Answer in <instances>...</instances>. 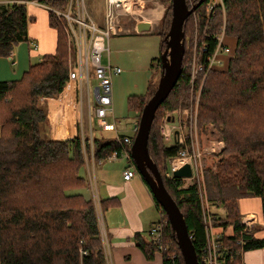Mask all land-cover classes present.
Returning <instances> with one entry per match:
<instances>
[{"label":"trees","instance_id":"16d2710c","mask_svg":"<svg viewBox=\"0 0 264 264\" xmlns=\"http://www.w3.org/2000/svg\"><path fill=\"white\" fill-rule=\"evenodd\" d=\"M197 1L186 0L187 4ZM42 2L64 9L68 0ZM159 2L164 6L158 23L161 53L171 0ZM206 2L195 9L196 24L192 14L183 24L181 74L158 106L148 137L149 155L184 216L199 264L204 229L197 188L194 184L184 185L183 178L165 176L169 158L178 155L183 146L165 144L160 133L168 112L188 106V37L192 38L195 30L200 37L205 31L210 33L212 50L214 36L223 25V44L230 49L222 64L211 67L206 74L195 113L199 130L210 124L223 142L214 168H204L207 197L224 211L217 215L215 225L222 230L230 228V234L224 232L223 241L235 252L264 247V237H256L253 230L246 228L238 206L239 199L257 196L264 215V0H222V6L214 7L209 15ZM28 18L24 3L0 4V56L11 58L13 46L27 40ZM48 24L56 31L54 51L31 63L18 80L0 81V264H106L93 200L81 192L89 186L85 175L89 137L82 138L79 128L76 135L66 139L45 138L41 132V127L48 126V117L40 99L59 95L68 79L70 56L74 61L64 25L51 10ZM152 62L156 63L152 65L155 73L160 75V56ZM158 75L147 82L144 94L127 97L136 123L144 102L156 87ZM201 81L200 77L198 86ZM92 149L94 159H102L119 150L120 144L114 137L94 135ZM147 189L159 218L167 219L148 186ZM114 201L115 197L100 200L101 210ZM146 236L148 232H138L132 238L146 260L153 259L157 245ZM163 237L162 264L168 263L167 256L173 252L179 264H184L169 222ZM240 261L237 254L229 264Z\"/></svg>","mask_w":264,"mask_h":264},{"label":"built area","instance_id":"2783aa9c","mask_svg":"<svg viewBox=\"0 0 264 264\" xmlns=\"http://www.w3.org/2000/svg\"><path fill=\"white\" fill-rule=\"evenodd\" d=\"M148 0H102V18L98 22L92 17L90 11H88L86 0H68V3L64 9H55L44 2L36 1L37 4H44L48 10H51L57 18H59L66 33V37L70 47L74 52V61L70 56V68L67 82L59 95V98L66 88H70L72 91V97L69 107H74L77 103L80 106L79 114L77 113V121L79 125V132L83 138L86 133L82 130L83 121L88 123L87 135L89 137V149L85 154L86 161H90L93 165L96 161L101 163L104 160H117L123 158L126 161V167L122 171V177L124 180L131 179L137 173L135 164L131 158V143L133 142L134 135L138 128V123H135L131 129L130 134L119 133L118 124L120 121L116 120L113 116L112 107V84L113 76L121 73V68L114 66L110 63L109 55L107 54V63H102V52L107 49L106 44L110 36L120 34L124 31H128L124 28L123 20L126 18H132L134 20V26L137 28V24L143 21L145 15V5ZM192 5V3H191ZM217 5L222 6V0H207L206 7L208 9L207 14L212 13V9ZM195 15V11L192 12ZM128 19V20H130ZM195 22V16L193 19ZM210 33H203L198 44L193 47L192 58L188 62V83L190 95L193 92L200 94V89L204 78L211 67L219 66L223 62V56L230 53V49L227 45L223 44L224 26L220 27V32L214 36V47L209 50ZM196 39V38H195ZM93 78L96 83L90 86V78ZM202 78L200 85L196 89L197 80ZM196 89V91H195ZM198 97L196 98V109L193 111L195 101L192 102V107L188 109L184 107L182 110H174L167 115L170 119L164 120L160 126V133L164 141L170 139L174 140V143L182 144L183 148L179 151L178 155L169 158V169L166 171L165 176L168 178L173 177V171L182 167L188 163L191 169V176L187 179L190 184H194L197 188L198 199L200 203L201 222L204 229V242L200 255L202 264H229L234 261L235 255L239 254L241 258L242 251L237 252L228 248L223 241L224 231L220 227L215 225V219L217 214L214 212L212 202L208 199L205 190L204 183V166L202 163V156L204 152L211 148L200 147L198 143L190 139L187 142V138L183 135V130L187 129V123L189 124L190 136L195 135L196 115ZM191 104V100H190ZM85 105L86 111L82 109ZM175 114L179 118L183 115V121L175 122ZM107 115H111V119L107 118ZM61 116V115H60ZM60 118V117H58ZM92 121L100 131H110L115 133L114 139L120 144L119 150H114L112 153L102 159H94L92 149ZM134 133V134H133ZM221 146V142H216ZM183 179V180H184ZM91 198L96 209L97 218L100 225V238L102 241L103 252L105 256L106 264L109 262V247L105 230L102 226V213L100 203L96 195L94 186V175L91 171L88 176ZM193 182V183H192ZM245 225L252 224V219H243ZM167 219L159 218L154 222L148 234L157 245V252L161 254L164 248V234L167 226ZM83 254L85 251H81ZM168 263L166 264H179L177 258L173 254L167 256ZM163 263V262H162ZM161 263V264H162ZM240 264H243L240 261Z\"/></svg>","mask_w":264,"mask_h":264},{"label":"crops","instance_id":"0c3cea01","mask_svg":"<svg viewBox=\"0 0 264 264\" xmlns=\"http://www.w3.org/2000/svg\"><path fill=\"white\" fill-rule=\"evenodd\" d=\"M24 3L28 18L27 40L15 44L10 51V57L0 56V81L18 80L28 69L31 63L41 59L46 53H52L55 49L56 31L48 24V9L44 4H37L42 0H0L1 3ZM144 10V19L141 22L158 24L164 7L159 0H148ZM72 91L64 92L59 98L45 97L40 103L47 107L49 137L51 139H66L77 133L76 106L69 107ZM70 110H68L67 108ZM68 111V112H67ZM61 115V116H60ZM60 117V118H58ZM136 120L130 125L132 129ZM66 132L65 136L58 134ZM221 146L223 142L219 139ZM85 175L92 171L94 186L99 200L115 197L116 202L108 208L101 210L102 226L105 230L108 243L114 247L109 254L110 264H152L145 259L141 249L133 241L135 233H147L151 225L159 219L154 215L155 204L147 186L142 178L135 174L131 179L124 180L122 171L126 167L123 158L115 160L97 161L92 165L90 161L85 163ZM89 182V181H88ZM81 192L91 196L88 188ZM89 197V196H87ZM250 197V196H249ZM248 197L239 199L238 206L243 219H252V224L245 225L251 229L256 237H264V215L261 212L260 202H252ZM154 207V210H153ZM158 213V211L156 210ZM159 215V213H158ZM110 249V247H109ZM113 258L111 261V257ZM154 264L163 262L159 252L154 253ZM241 262L243 264H264V247L242 251Z\"/></svg>","mask_w":264,"mask_h":264},{"label":"rangeland","instance_id":"374dc122","mask_svg":"<svg viewBox=\"0 0 264 264\" xmlns=\"http://www.w3.org/2000/svg\"><path fill=\"white\" fill-rule=\"evenodd\" d=\"M101 2L102 0H86L88 11H90V13L92 14V17L95 18V20L98 22L102 18ZM190 5H191V2H189V6ZM206 12H208L207 7H206ZM194 16L196 20L197 15L192 14L193 19H194ZM128 19L130 18H126L125 20H123L124 28L127 29L128 31H124L120 34L110 36L108 43L106 44L107 49H105L102 52V63L103 64L107 63V54H108L110 63L114 66H118L121 68V73L113 76L112 107H113V116L115 117L116 120L120 121V123L118 124L117 131H119V133H122V134L131 133V130H129V127L135 120V117H134L135 112L128 108L127 97L133 94L135 95L144 94L146 86H147V82L152 77L156 78L158 75L157 72L155 73V66L152 67V65H156L155 62H152V59L156 56H159L160 54L159 48H158L159 42H160V34L158 32L159 25L155 23L154 25L152 24L149 30L138 32L137 28H135L134 26V20L132 18L130 20ZM200 39L201 37L196 30L193 32L192 38L188 37V44H189V48L191 49L189 58H192V55H193L192 46H194L195 44H198V41ZM158 78H159V75H158ZM158 78L156 81V85L158 82ZM95 83L96 81L91 77L90 86H92ZM197 87L198 85H196V89ZM70 90H71L70 88H66L64 92H67V91L69 92ZM197 97H198L197 91L191 93L190 95V90H189L188 109H190L193 106L192 102L195 101ZM190 100H191V104H190ZM75 106H76L77 113L79 114L80 106L78 103ZM197 106H198V103H197ZM67 109L70 110L69 108ZM82 109L86 111L85 105L82 107ZM182 109L184 108L179 107L174 110H182ZM195 109H196V101H195V106H193V111H195ZM176 115L177 114H175V116ZM107 118L111 119V115H107ZM183 119H184L183 115H181L180 118L176 116L175 122L178 123L180 122V120L183 121ZM83 122L84 123L82 124L83 125L82 130L87 135L88 123L86 122V120H84ZM76 125H77L76 127L78 128L79 127L78 121L76 122ZM91 125H92L91 132L93 133V136L103 134L105 136L113 138L115 135V133L110 132V131H100V129H98L95 126L94 121H92ZM187 127H188L187 129L183 130V135L187 138V142H189L191 139L195 143L197 142L200 147H203V146L208 147L210 145L213 146L214 148L213 151L211 150V148H208V151L204 152L202 156L203 157L202 163H203L204 168L207 166L213 167L214 162L218 158L217 154L223 147V146H219V143L218 144L216 143L221 138L219 132L214 127H212V125L210 124L206 125L204 129L199 130V128L197 127V123H196L195 130L193 129V132L194 134L196 133V136L195 135L190 136V132H189L190 129H189L188 123H187ZM41 132H42L43 137H49L48 133L50 132V129L46 126H43L41 127ZM58 135L65 136L66 132H62ZM166 143L170 145L174 143V140L170 139L169 142L165 141V144ZM167 169H169V166ZM204 183H205V179H204ZM189 184L190 182L187 179H184V185H189ZM87 188L90 190V187H87ZM205 190H206V186H205ZM85 194L91 197L90 195H88V193H85ZM248 198H249L248 200H252V202H255V200L257 202H260L257 196H250ZM212 205H214V203H212ZM212 208L217 215H223L224 211H223L222 206L214 205L212 206ZM153 210H154V207H153ZM95 213H96V209H95ZM154 215L158 219L159 215L156 212V210H155ZM96 216H97V213H96ZM223 231L226 234L231 233V230L229 227H227ZM146 239L148 240L149 237L146 236ZM108 247H110L109 252H108L110 254L112 253V250L114 248L111 245L110 241L108 243ZM112 259L113 258L111 257V261ZM146 261L148 262L153 261L152 264H154V260L152 259H147Z\"/></svg>","mask_w":264,"mask_h":264},{"label":"water","instance_id":"95a60500","mask_svg":"<svg viewBox=\"0 0 264 264\" xmlns=\"http://www.w3.org/2000/svg\"><path fill=\"white\" fill-rule=\"evenodd\" d=\"M198 0L189 6L186 0H171V17L169 27L164 35L165 48L160 53L161 72L156 88L142 107L138 120V128L131 143V158L138 175L150 189L154 199L161 206L167 216L169 225L175 235L176 243L181 252L184 264H199L197 252L189 236V230L182 212L175 200L167 192L160 172L148 152V137L151 124L158 106L168 96L175 86L182 70L184 54L183 24L190 14L203 3ZM137 31L150 29L148 22L137 24ZM167 121L170 116H166ZM191 169L188 163L173 171L175 178H188Z\"/></svg>","mask_w":264,"mask_h":264}]
</instances>
